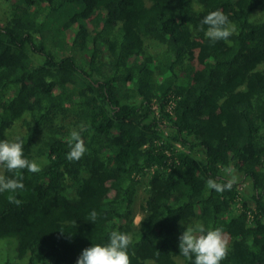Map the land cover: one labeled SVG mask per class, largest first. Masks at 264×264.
<instances>
[{
	"label": "trees",
	"instance_id": "trees-1",
	"mask_svg": "<svg viewBox=\"0 0 264 264\" xmlns=\"http://www.w3.org/2000/svg\"><path fill=\"white\" fill-rule=\"evenodd\" d=\"M4 3L0 141H15L7 133L20 122L24 156L42 170L0 165L24 184L0 192V264H76L112 230L131 235L130 264H194L178 245L197 224L223 229L221 264H264V0ZM215 10L234 28L227 40L201 30ZM74 130L87 151L69 161ZM229 167L232 189H209Z\"/></svg>",
	"mask_w": 264,
	"mask_h": 264
},
{
	"label": "clouds",
	"instance_id": "clouds-1",
	"mask_svg": "<svg viewBox=\"0 0 264 264\" xmlns=\"http://www.w3.org/2000/svg\"><path fill=\"white\" fill-rule=\"evenodd\" d=\"M207 26L205 35L213 41L227 40L233 34L234 28L230 26L228 17L221 11L209 12L201 21V30ZM81 131L84 126H81ZM70 150L66 154L69 161H78L87 151L85 143L78 131H72L68 140ZM0 165L8 171L27 169L29 172H40L41 165L31 161L24 156L23 142L17 140L0 141ZM230 177L226 182H218L216 179L208 178L206 185L209 189L222 193L231 190L237 181L233 175L235 169H225ZM18 178H7L0 173V192H16L24 189L23 176L17 172ZM10 203L20 205L22 202L13 195L8 196ZM97 213L92 211L90 219L95 221ZM132 242L130 234L112 230L109 234V242L105 245L95 244L85 248L79 255L76 264H130L128 246ZM179 252L188 259L194 256V264H221L227 258L229 248L228 239L222 228L206 229L204 225L187 226L179 236Z\"/></svg>",
	"mask_w": 264,
	"mask_h": 264
},
{
	"label": "rangeland",
	"instance_id": "rangeland-1",
	"mask_svg": "<svg viewBox=\"0 0 264 264\" xmlns=\"http://www.w3.org/2000/svg\"><path fill=\"white\" fill-rule=\"evenodd\" d=\"M8 15H9V4L8 3L0 4V19H5V17ZM97 16L100 17L99 14H97ZM40 36H45V38L48 37V33H46L45 29H43L41 34H37L35 37L37 40L40 41L41 40L39 39ZM70 36H71L70 32L63 34V40L67 39V41H69ZM147 44L150 47L151 53H155V52L159 53V51L161 52V48H156V46L153 47L149 42ZM46 46L50 48L48 44H46ZM87 58H89V51H87L85 54V59ZM40 60L41 58L38 55H34V61L36 63H38ZM23 132H24V127L21 125L20 122H17L12 128L9 129V132L7 134L10 140H16L17 137ZM0 173H2L1 169H0ZM146 189H147V184L145 183V180H143L137 189L136 200L134 205V210H135L134 223L136 226L141 220V218L145 215L144 209H145V201L147 197ZM174 260L176 261L177 264H184L183 259L180 257H174Z\"/></svg>",
	"mask_w": 264,
	"mask_h": 264
}]
</instances>
